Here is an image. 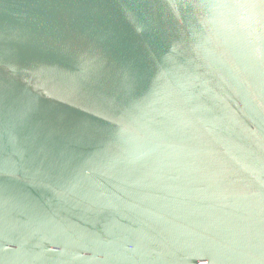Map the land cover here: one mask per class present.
I'll return each mask as SVG.
<instances>
[{
	"label": "water",
	"instance_id": "water-1",
	"mask_svg": "<svg viewBox=\"0 0 264 264\" xmlns=\"http://www.w3.org/2000/svg\"><path fill=\"white\" fill-rule=\"evenodd\" d=\"M0 264H264V0H0Z\"/></svg>",
	"mask_w": 264,
	"mask_h": 264
}]
</instances>
